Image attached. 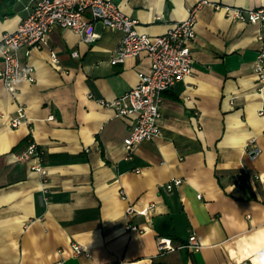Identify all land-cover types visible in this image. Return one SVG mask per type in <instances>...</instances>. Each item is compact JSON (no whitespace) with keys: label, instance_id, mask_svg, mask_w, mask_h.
<instances>
[{"label":"crops","instance_id":"0c3cea01","mask_svg":"<svg viewBox=\"0 0 264 264\" xmlns=\"http://www.w3.org/2000/svg\"><path fill=\"white\" fill-rule=\"evenodd\" d=\"M37 1L0 0V39ZM112 1L138 33L154 37L200 0ZM204 1L189 44L191 74L163 93L160 136L130 156L123 140L133 119L101 102L137 85L150 67L146 53L111 65L122 33L101 23L91 43L54 27L47 46L21 50L34 81L19 83L14 96L0 81V264H264V88L253 72L264 28L213 7L264 9V0ZM18 107L26 120L12 128ZM29 140L44 151L45 175L31 171L32 159H17ZM251 140L254 157L245 151ZM173 179L182 184L167 192ZM128 206L147 215L127 216ZM192 233L200 250L158 255L157 238L179 246Z\"/></svg>","mask_w":264,"mask_h":264},{"label":"built area","instance_id":"2783aa9c","mask_svg":"<svg viewBox=\"0 0 264 264\" xmlns=\"http://www.w3.org/2000/svg\"><path fill=\"white\" fill-rule=\"evenodd\" d=\"M207 4L200 0L193 6L188 17L173 25L166 33L154 37L140 34L136 30L137 22L126 16L112 0H38L30 14L14 32L4 33L0 39V57L3 67L0 70V81L4 89L15 95L17 85L22 82H33V69L21 62L22 49H40L48 45V35L54 27L69 29L76 33L83 42L91 43L99 38L93 31L95 23L122 33L111 59V65L124 63L127 58H135L146 53L150 60L147 72L138 74L137 85L121 97L101 105L112 109L116 117H131L133 125L123 144L130 156L133 149L144 141L160 136V104L162 95L183 81L191 74V55L189 44L196 37V13L201 5ZM215 10L223 9L226 17L246 24H259L264 28V9H241L237 7L213 5ZM261 39V38H259ZM27 53V52H26ZM77 57V52H72ZM51 62L58 63L54 52L50 53ZM253 72L257 77L259 89L264 88V50L260 51L254 62ZM25 112L22 107L16 109L10 121L12 128H17L25 122ZM251 140L245 147L246 154L254 157L260 150ZM44 151L33 141L29 140L26 149L21 152L19 161L32 159L31 171L40 175L46 174L43 161ZM246 172H241L236 178V185L243 184ZM259 179V176H254ZM182 184L180 179H173L164 186L167 192ZM46 193V191H43ZM201 195H197L200 199ZM147 209L136 210L128 206L125 215L146 216ZM129 230H137L128 226ZM178 249L198 251L201 245L195 234H190L187 242L175 246L169 238H157L156 250L158 255L173 253ZM74 255L87 253L78 245H72ZM103 264H125L103 263Z\"/></svg>","mask_w":264,"mask_h":264}]
</instances>
